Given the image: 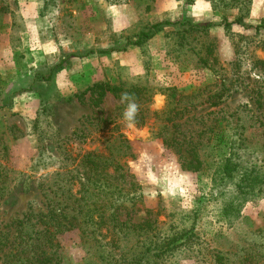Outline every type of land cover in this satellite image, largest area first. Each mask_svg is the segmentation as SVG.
Wrapping results in <instances>:
<instances>
[{"label":"rangeland","instance_id":"rangeland-1","mask_svg":"<svg viewBox=\"0 0 264 264\" xmlns=\"http://www.w3.org/2000/svg\"><path fill=\"white\" fill-rule=\"evenodd\" d=\"M242 1L0 0L4 224L41 207V183L80 153L111 149L143 187L134 220L151 219L158 234L196 233L172 264H216V251L235 259L255 246L264 226V0ZM239 15L245 24H224ZM167 19L214 25L165 26L140 46L104 52ZM97 82L151 88L145 123L126 119L130 104L111 92L92 106L82 93ZM102 115L114 122L94 120ZM76 128L86 136L72 137ZM192 150L204 162L198 171L182 167ZM59 241L63 264H92L78 230Z\"/></svg>","mask_w":264,"mask_h":264},{"label":"trees","instance_id":"trees-1","mask_svg":"<svg viewBox=\"0 0 264 264\" xmlns=\"http://www.w3.org/2000/svg\"><path fill=\"white\" fill-rule=\"evenodd\" d=\"M233 1L243 4L242 0ZM242 6H238L239 10ZM234 23L245 24L243 15L233 21L224 18L226 26ZM170 25L205 32L214 23L168 19L158 21L129 38L123 47L104 52L125 50L129 45L140 46L163 27ZM110 92L136 106V112L130 119L132 122L138 125L145 123V115L149 112L147 103L153 97L151 88L138 83L126 87L123 84L97 82L82 94L89 93V103L99 107ZM82 102H86V99H82ZM95 118L100 124L109 125L114 122L112 115ZM84 134L81 128H76L72 137L81 138L86 136ZM171 140L172 137L163 139L169 147L172 145ZM5 150L1 147L0 153ZM67 150L61 140L58 151L66 160H71L72 156ZM181 156L182 167L187 170L198 171L203 166L204 162L196 150H192L190 156L184 153ZM254 167L256 172L257 168H261L260 165ZM7 171L0 163V198L1 192L8 186ZM76 184L79 188L74 191ZM41 187L44 192L41 207L30 206L22 218L10 224H4L0 214V264H63L59 236L72 230L79 231L83 244L90 252L87 261L92 264H172L171 256L187 245L191 236L196 235L192 229L171 230L169 233L160 230L161 234H158V228L151 219L134 220L137 205L143 201V187L111 149L108 153H80L77 162H71L70 166L53 174L41 183ZM257 232L260 240L255 246H242L238 252L233 253L235 259L228 252L216 251L215 263L244 264L250 261L253 264H264V226Z\"/></svg>","mask_w":264,"mask_h":264},{"label":"clouds","instance_id":"clouds-1","mask_svg":"<svg viewBox=\"0 0 264 264\" xmlns=\"http://www.w3.org/2000/svg\"><path fill=\"white\" fill-rule=\"evenodd\" d=\"M136 112V106L135 105H129V108L125 110V118L127 119L129 115H133Z\"/></svg>","mask_w":264,"mask_h":264}]
</instances>
